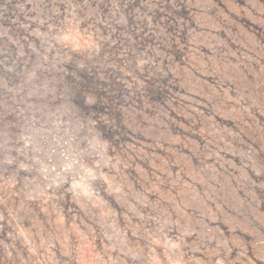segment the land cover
I'll return each mask as SVG.
<instances>
[{
  "label": "rangeland",
  "instance_id": "rangeland-1",
  "mask_svg": "<svg viewBox=\"0 0 264 264\" xmlns=\"http://www.w3.org/2000/svg\"><path fill=\"white\" fill-rule=\"evenodd\" d=\"M0 264H264V0H0Z\"/></svg>",
  "mask_w": 264,
  "mask_h": 264
},
{
  "label": "trees",
  "instance_id": "trees-1",
  "mask_svg": "<svg viewBox=\"0 0 264 264\" xmlns=\"http://www.w3.org/2000/svg\"><path fill=\"white\" fill-rule=\"evenodd\" d=\"M71 75H72V73H71ZM77 75L79 76V74H77ZM75 77H77V76H75ZM82 78L83 77L80 76L78 79H82ZM73 84H75V83L69 84V86H67L68 88L65 87V88H67V90L65 92H63V93H61L59 95L56 94L55 96H54V94H55L54 93L53 96L55 98L60 97V98H62L64 100H66L67 101L66 103L68 105L71 104L75 108H80V109L87 108L88 105H90V104H88V101L85 102V104H83V102H81L79 100L78 101L76 100L77 99V94H78V89L82 88L81 80H80V82L76 83L77 84V88ZM1 103H3V102H1ZM77 112H78V109H76V113ZM72 122H73V124L70 125L71 126L70 128H72V131H78L79 133L76 136H74L72 138L73 140L70 141V143H69L70 145L72 144V146H76V148L74 150H72L71 152H67L68 154L67 153L65 154V155H67L66 156L67 158H69V159L73 158L74 160L70 161V162L67 161V162H69V164H67L65 167H70V166H72V165H74L76 163H81L82 161L83 162L84 161H88V160L92 161V160H94L92 158V157H94V154L98 153V152H94V153L93 152L92 153L89 152L91 150L90 148L92 147V145H94L92 143V142H94L93 136L91 134L90 135L84 134V133H86V130L88 129L89 124H87L86 121H84V122L82 121L81 124H76L78 122H74V120H72ZM73 128H75V130H73ZM106 128H107L108 134H107L105 139H107V140L109 139V143H111L112 140H114V139H116V138H118V137H120L121 135L124 134L125 129H126V125H125V123H123L121 121H118V119L116 118V119H114V121L113 120L107 121ZM73 133H75V132H73ZM80 136H82L85 139L84 140L82 139L83 141L81 140L80 143H79V140L81 139V138L79 139ZM82 143L85 144V145L89 144L88 148L90 150H88L86 156H83V152L80 151V149H79V145H81ZM101 146H102L101 143H99V145H98L97 149H95V151H100L101 150ZM82 149H84V148H82ZM41 156H42V159L46 160V157L43 158V156H44L43 154ZM40 166H41L40 164L37 166L38 169H39V172H37V174H36L37 175L36 176V179H37L36 181L42 180L41 179L42 170H40ZM53 170H56V168L53 169ZM53 173H54V171H53Z\"/></svg>",
  "mask_w": 264,
  "mask_h": 264
}]
</instances>
